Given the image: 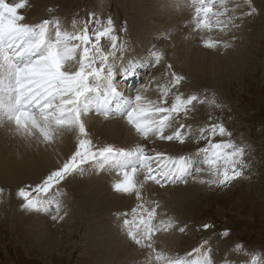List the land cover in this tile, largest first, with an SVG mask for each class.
Masks as SVG:
<instances>
[{
    "label": "snow or ice",
    "instance_id": "6c2138e0",
    "mask_svg": "<svg viewBox=\"0 0 264 264\" xmlns=\"http://www.w3.org/2000/svg\"><path fill=\"white\" fill-rule=\"evenodd\" d=\"M215 3L216 0H194L193 31L211 32L217 24L222 23L213 19L224 14L219 9L214 10ZM220 4L227 10L226 0H220ZM244 5H247V12L242 10ZM25 6L26 0L15 3L0 0V122L14 125V133L29 140L35 138L38 144H53L66 133H74L77 142L75 150L59 167L51 170L34 186L26 185L18 190V197L24 201L22 207L37 210L46 207L50 201L45 198L53 190L60 192V186L69 177L82 175L87 164H97L100 168L106 164L114 166L122 179L113 185V190L127 195L134 193L138 201L142 200L140 188L143 182L152 181L164 187L167 184H187L189 176L197 180L198 176L193 173L199 174L205 169L200 164L192 163L196 157L201 158V164L208 166L210 178L199 179L202 184L227 187L243 175L242 169L246 167L243 159L245 147L231 139L215 141L217 136L231 137L232 133L222 123L212 122L211 116L209 123L201 127L195 136L197 141L204 140L206 144L198 148L194 155L169 156L155 148L148 149L144 144H138L134 150H125L94 143L85 118L90 113L108 118L113 111L109 107L111 99L123 96L114 83L118 75L124 80L137 79L135 66L123 62L126 45L118 44L119 37L113 19L109 17L102 28L93 27L89 31L86 25L75 33L61 31L59 21H56L55 32L50 35L53 21L26 22L25 16L19 11ZM235 9H241L240 17L257 13L253 0H240L235 4ZM89 22L100 24L99 19L92 21L90 18ZM102 40L109 42L107 50L102 47ZM202 42L209 49L220 43L212 39ZM151 55L155 60L152 66H155L160 63L163 53L154 51ZM171 68L172 65H168V69ZM184 79L171 72V87L163 89L158 100L145 95L151 80L146 84L142 78L137 79L131 89L135 95L124 98L114 110L125 117L144 141L184 144L186 139L193 138L190 134L192 126L185 124L184 120L195 110L194 102H204L197 95L185 97L177 91L172 93L173 99L169 103L171 89ZM169 129H172L170 134ZM141 172L143 181L137 179ZM2 192L3 189H0ZM153 203L155 207L150 210L143 202L134 206L130 210L131 219L128 218V211H125L123 224L134 225L137 229H129L131 239L155 252L156 261H162L163 264H213L200 247L193 249L187 257L195 253L203 256V259L172 257L156 252L153 248L154 234L161 229L167 231L172 224H165L163 220L159 226L153 224L156 208L159 207L158 203ZM52 219L57 217L52 216ZM211 227L213 225L210 223L203 224L205 230ZM184 230V227L179 229L180 232ZM221 235L227 236L228 230L225 229ZM235 248L240 249L241 245L237 244ZM222 264L232 262L224 260Z\"/></svg>",
    "mask_w": 264,
    "mask_h": 264
},
{
    "label": "rangeland",
    "instance_id": "374dc122",
    "mask_svg": "<svg viewBox=\"0 0 264 264\" xmlns=\"http://www.w3.org/2000/svg\"><path fill=\"white\" fill-rule=\"evenodd\" d=\"M126 1L48 0L47 7L52 8L59 16L58 20L67 17L65 24L59 26V28L69 33L75 27L82 30L86 25L89 31L93 27L102 28L107 19L111 17L116 34L119 37L118 44L123 43L126 45L123 59L126 54L135 53L134 63L130 66H135L137 79L142 78L146 84L151 80L149 87L153 88L155 86V74L161 72L159 67L163 63L160 61L159 64L152 66L155 63L154 57L150 52H147L150 43L144 38H139L141 42L132 40L137 36V31H133L136 32V35L131 31V28L135 29L134 24H131L132 14L127 9L131 1H128V3ZM216 1L214 9L217 7L224 14L217 18L222 23H219L220 26L217 24L218 26L216 25L217 28H213V32L219 33L223 24L232 23L235 26L238 22V36H241L239 35L241 32H244L245 35H242V41L238 44L245 41L247 49L244 50L243 61L238 65V70L233 73L226 71L216 80L196 82L191 73L180 74L185 78L184 82L181 81L180 85L171 90L176 89L180 92L182 89L187 88V93L182 92L185 97L197 95L204 102H194L195 110L184 120V123L192 126L190 134L193 138L186 139L184 144L176 142L175 145L183 149L174 151L172 156H175V154L177 156L194 155L198 148L205 146L206 141H197L195 136L198 135L201 127L209 123V117L211 116L212 122L222 123L232 133L231 137L222 138L217 136L215 141L231 139L237 145L244 146L245 156L243 159L246 167L242 169L243 175L234 180L229 186L218 188L204 183L206 186L201 188L200 194L192 195L194 197H189L188 202L185 201L184 205H179L180 208L175 213V217H177L176 221L179 220V227H184L185 230L184 234L182 232L184 240L181 241V246L176 250L177 256L181 258L189 252H193V249L200 247L202 253L209 254L213 264H221L224 260L232 261V264H255V255L253 254L261 253L264 256V0H253V6L257 8V13L252 16L245 15L243 20L234 14V7L227 6V10H225V8L218 7L219 0ZM49 4L52 5L49 6ZM220 17L222 18L219 19ZM90 18L92 21L99 19L100 24L90 23ZM233 25L230 27L232 28ZM53 29L55 30V27ZM238 36L235 38L236 40L233 39L234 43L230 45L231 48L239 41ZM158 43L162 44L163 41ZM101 44L105 50L108 49L109 42L107 40H102ZM229 50V47H225V51ZM78 56L79 52L77 59ZM145 73H148V75H145ZM164 76L167 79V84L159 81L161 87L159 86L158 89L161 95L165 85L166 87L168 85V88L171 87L169 80L171 79V72L167 71ZM118 79H120L119 75L116 77V82L117 85L124 86V91L116 87L119 92L123 93V96L122 98L113 97L111 99L109 107L113 111L110 112L108 118L111 117L112 112L115 115L117 114L114 109L118 103H121L124 98L130 95H135L131 89L137 83V79H120V81ZM172 93H175V90L169 93L168 99L172 96ZM123 118L125 117L123 116ZM171 130L168 131L171 132ZM13 138H17L14 139L15 144H17V140L20 139L18 134H13ZM102 141L112 143L109 137ZM189 141H196L199 144L191 148L187 144ZM181 145L184 146L181 147ZM200 161L201 158L196 157L192 162L200 164L205 169L199 174L193 173V175L198 176V181L195 180L198 183H200L199 179L207 180L210 178L207 171L208 166L201 164ZM0 163L5 164L4 168L8 166V162H4L1 156ZM84 169L82 175L75 174L68 178L67 188L66 183H64L63 187L60 186L62 189L60 192L53 190L45 198L53 206L48 203L46 207L39 210L18 206L20 211L23 210V213L31 211V213L40 216L38 218L39 225L52 226L51 229L54 230V234H57L55 241H58V244L52 243L54 247L50 251H44L46 255L38 249L39 236L30 237L27 230L20 225L21 221H19L17 215V205L20 202L19 200H22L17 195L18 190L26 185L34 186V184L17 182L13 176L14 171L10 175L13 179L6 185L3 182L7 180L0 181V189H3V192L0 193V264H107L114 262L110 258L113 257L112 255L104 256L105 248L100 237L97 238L98 231H95L97 226L93 224L95 211H92V209L85 210L84 208H81L79 212L77 211L81 206L80 193L72 188V185L70 186V182L74 179L83 180L88 166L86 165ZM111 175L115 176L113 173ZM190 179H192L191 176L188 177V182ZM181 185L186 186L187 184L182 183ZM150 186L147 184L146 188ZM57 205H59L58 209H56ZM153 207L152 205L150 209ZM60 208L64 209L61 210ZM73 208H76L74 212L77 215L75 222L67 216ZM51 214L56 216L57 219L53 220ZM106 216L101 214V218L108 220L109 216ZM158 217L159 215L156 214V219L153 221H156ZM99 218L97 216V219ZM119 222H123V218ZM205 223H210L213 227L205 230L203 228ZM89 228L94 229L93 232L95 233L92 236L89 234ZM225 229L228 230L227 236L221 235ZM74 234L75 237H72ZM121 234L125 237L124 233ZM237 244L241 245L240 249L235 248ZM170 256L174 257L173 252L170 253ZM149 258L156 261L153 255H149ZM156 262L157 264H163L162 261Z\"/></svg>",
    "mask_w": 264,
    "mask_h": 264
},
{
    "label": "bare ground",
    "instance_id": "6f19581e",
    "mask_svg": "<svg viewBox=\"0 0 264 264\" xmlns=\"http://www.w3.org/2000/svg\"><path fill=\"white\" fill-rule=\"evenodd\" d=\"M128 1H131L128 5L129 7L127 6L128 11L132 14L131 24H134L133 27L136 29L131 28V31L135 35L136 32L133 31H137V36L132 40L138 41L139 38H144L150 43L147 52L152 53L155 51L163 53L161 59L163 64L159 67L161 72L159 71L156 73L154 78L155 86L150 88L149 85L147 92L145 93L148 98L153 100L159 99L161 94H159L158 87L160 86L161 81L165 82L163 84H167V79L164 76L167 71L175 72L178 75L182 73H191V76L196 79V82H199L201 80H216L226 71H231L233 73L238 70V65L243 61L242 55L244 54V50L245 48L247 49L244 40V42L238 44L242 41V35L245 36L244 32H241L239 34L241 36H238V22L235 26L232 23H229L228 25L223 24L221 27L223 30L221 31L220 29L219 33H215L213 30L211 32L206 30L197 32L193 31L195 26L193 21V16L195 14L193 7L194 0H127L126 3H128ZM7 2L15 3L19 2V0H7ZM237 2H240V0H228L226 1V7H234V14L240 18L239 13L241 9H235V4ZM47 3L48 0H26L25 8L19 11L20 14L25 16L26 22L28 23H39L45 19L53 21V24L50 25L51 35L55 32L53 29V27H55V22L59 21V26L64 25L67 17L58 20L59 16L52 10V8L50 9L47 7ZM51 5L52 4H49V6ZM217 6L224 8L221 6L220 0ZM246 7L247 5H244L242 9L245 12L248 10ZM216 9L217 7L214 10ZM172 13L173 15H171ZM243 18L244 17H241L242 20ZM241 19H239V21L242 22ZM232 25L233 27L231 28L230 26ZM80 30L81 29L78 27H75L71 29L70 33L79 32ZM237 36L239 37V41L235 43L233 48H231L230 45H233V39L236 40L235 38ZM204 39L218 40L220 43L217 47L209 49L203 46L202 41ZM139 41L141 42V40ZM159 41H163V43L160 44L158 43ZM225 47H229L230 50L225 51ZM135 55V53L126 54L123 59L124 64L133 65ZM168 65H172L170 70L168 69ZM118 80L120 81V79ZM169 80L171 81V79ZM114 83L121 91H124V86L117 85L116 80ZM165 88H168V85L167 87L165 85ZM173 90H175V92L178 91L176 89ZM180 92L187 93L188 89H182ZM169 103H171L170 100ZM110 116V118L105 119L104 116L90 113L89 116L85 118L90 138L98 146L112 145L116 148L134 150L138 144H144L148 149L155 148L157 151H163L169 156H172L174 151L183 149L178 148L179 146L177 147L175 145L176 142L155 141L154 143H149L144 141L135 132V129L125 121L126 119L123 118L122 115H115V113L112 112ZM0 118H2L1 114ZM13 128L14 125H11L6 121L0 122V156L3 158L4 162H8V166L5 168V164L0 163V181L7 180L3 182L4 185L13 179L10 176L12 171L15 172L13 176L17 182L33 183L35 185L51 170L59 167L75 150L77 141L74 133H66L50 145L38 144L36 143L35 138L29 140L18 135L20 139L17 140V144H15L14 139L16 140L17 138H13V134H16L12 130ZM168 134H170L169 131ZM107 137H109L110 142L112 143H104L102 141ZM194 142L196 143V141H189L187 144L191 148L196 147L199 143L193 144ZM183 146L184 145H181V147ZM183 156L189 155L187 154ZM174 157L178 156L175 154ZM87 166L88 170L84 173V179H74L70 182V186L72 185V188L80 193L81 206L77 211H81V208H84L85 210L92 209V211H95L93 224L97 226V229L95 230L98 231L97 238L100 237L103 247L105 248L104 256L112 255L113 257L110 258L114 260L113 263L110 262L107 264H157L154 259L149 258V255L155 256V252L147 247H142L141 245L136 244L129 236V229L137 231L135 226H125L123 222H119L121 218H125L124 213L126 210L128 211V218L131 219L132 213L130 210L141 202H143L144 206L149 210L152 205L155 207L153 201L159 204V207L156 208V214H158L159 217L156 221H153V224L159 226L161 220H163L165 224H172V227L168 228L167 231L161 229L154 234L152 238L154 241L153 248H155L156 252H161L165 255L167 254V256H170V253L173 252L174 257H179L177 256L178 253L176 249L181 246V241L184 240V232L182 234V232L179 231L181 227L178 225L179 220L176 221L177 217H175V213L178 212V209L180 208L179 205H184L183 203L187 201L189 197L200 194L201 188L206 186V184L198 183V180L195 181L190 179L186 186H182V183H178L161 187L154 182L149 181L140 188L142 200L138 201L134 193L132 195H127L117 193L113 190V185L122 179V176L118 174V170L114 166L111 164H106L103 168H100L97 164H87ZM111 173L115 174V176H112ZM137 179L143 181L142 172L137 175ZM144 183L145 182H143V184ZM67 184L68 183H66V188ZM147 184L152 187L150 186L146 188ZM63 186L64 184L62 187ZM61 190L62 189L60 188V191ZM19 201L20 202L17 205V211L19 213L17 212V215L19 216V221H21L20 225L27 230L30 237L33 238L34 236H39V245L37 244L38 249L41 253L46 255L44 251H50L54 247L52 243L58 244V241H55L57 234H54V230L51 229L52 226L39 225L38 218H40V216L31 213V211L26 213H23V210L20 211L18 206L20 205L22 207L24 202L22 203V200ZM60 209L62 210L64 208ZM75 211L76 208H73L71 212L69 211L70 213L67 214V216L73 219L74 222L77 218V215L74 213ZM137 211L139 212L140 209L137 208ZM101 214L109 216V219L106 220L103 217L101 218ZM97 216L100 218L97 219ZM142 227L143 226H141V228ZM90 230L89 234L92 236L95 232H93V228ZM121 233H124L125 237ZM116 236L119 237L116 238ZM72 237H75V234ZM50 238L53 239V242ZM185 257H187V255H184L181 258ZM187 258L203 259V256H197V254L193 253L192 257ZM254 263L264 264V256L261 255V253L255 254Z\"/></svg>",
    "mask_w": 264,
    "mask_h": 264
}]
</instances>
